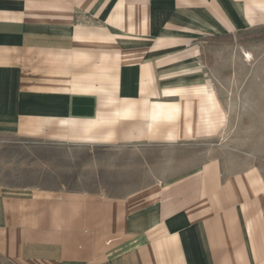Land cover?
Returning <instances> with one entry per match:
<instances>
[{"label": "crops", "instance_id": "1", "mask_svg": "<svg viewBox=\"0 0 264 264\" xmlns=\"http://www.w3.org/2000/svg\"><path fill=\"white\" fill-rule=\"evenodd\" d=\"M259 26L264 0H0V134L128 146L214 132L222 102L183 78L196 39ZM202 173L178 205L0 186V264H264V177Z\"/></svg>", "mask_w": 264, "mask_h": 264}, {"label": "rangeland", "instance_id": "2", "mask_svg": "<svg viewBox=\"0 0 264 264\" xmlns=\"http://www.w3.org/2000/svg\"><path fill=\"white\" fill-rule=\"evenodd\" d=\"M194 53L183 78L216 93L225 114L218 130L189 141L128 146L0 134V186L112 200L149 194L178 205L197 197L208 168L220 176L253 168L264 177V26L209 29Z\"/></svg>", "mask_w": 264, "mask_h": 264}, {"label": "bare ground", "instance_id": "3", "mask_svg": "<svg viewBox=\"0 0 264 264\" xmlns=\"http://www.w3.org/2000/svg\"><path fill=\"white\" fill-rule=\"evenodd\" d=\"M247 57H248V59H249L250 56L247 54Z\"/></svg>", "mask_w": 264, "mask_h": 264}]
</instances>
